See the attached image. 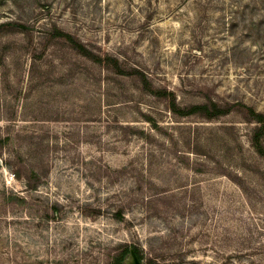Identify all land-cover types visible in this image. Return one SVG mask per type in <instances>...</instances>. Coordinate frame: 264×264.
<instances>
[{"label":"rangeland","instance_id":"rangeland-1","mask_svg":"<svg viewBox=\"0 0 264 264\" xmlns=\"http://www.w3.org/2000/svg\"><path fill=\"white\" fill-rule=\"evenodd\" d=\"M258 115L264 0H0V264H264Z\"/></svg>","mask_w":264,"mask_h":264},{"label":"trees","instance_id":"trees-1","mask_svg":"<svg viewBox=\"0 0 264 264\" xmlns=\"http://www.w3.org/2000/svg\"><path fill=\"white\" fill-rule=\"evenodd\" d=\"M68 37L69 39H71L70 35H68ZM77 47L82 55L94 61H100V58H97L98 56H95L94 54H92L84 46L82 47L77 46ZM140 81H142L143 83H147V78L144 77ZM171 109H172V112L180 116L199 112L204 116L206 115L205 117L208 119L217 118L218 116L223 115L224 113L228 111V109L222 108L220 105H218L217 103L213 101H210V102L208 101L207 103H204V104H196V105L189 107L188 109H182L180 106L176 104L175 99L173 100L171 104ZM258 122L259 123L264 122L263 115H258ZM257 139H258L257 137L254 138V141H253L254 146L260 154L264 155V146L263 145L261 146ZM17 169L18 170H15L16 171L15 173H19L20 175L19 171H21L22 168L18 167ZM3 197L5 198V202L7 206L12 205L15 202H21V201L27 202L26 199L19 197L13 193L3 192ZM47 203L51 205L46 209V219L50 217H57V210H56L57 208L55 206L58 205V202H47ZM124 209H125L124 206L120 205L119 208L115 210L114 218L117 216L116 219L118 220L122 219L125 214ZM50 213H53L52 215L54 216H50ZM129 258H133L135 261L138 262V264H156V262L153 259H148L144 251L136 244H125L123 249L121 251H118L116 255L113 257L112 264H126V261ZM21 259L22 258H19V257L15 258L16 261L19 260L18 263L26 264L28 262H32V261L25 260V259L23 261H20ZM38 263H42V262L39 261Z\"/></svg>","mask_w":264,"mask_h":264},{"label":"water","instance_id":"water-1","mask_svg":"<svg viewBox=\"0 0 264 264\" xmlns=\"http://www.w3.org/2000/svg\"><path fill=\"white\" fill-rule=\"evenodd\" d=\"M135 264H138V262H137V261H135Z\"/></svg>","mask_w":264,"mask_h":264}]
</instances>
